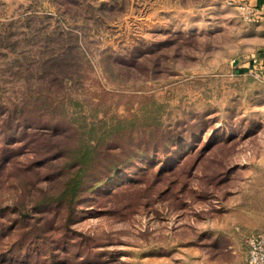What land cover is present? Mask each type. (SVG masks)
Here are the masks:
<instances>
[{
	"label": "rangeland",
	"instance_id": "obj_1",
	"mask_svg": "<svg viewBox=\"0 0 264 264\" xmlns=\"http://www.w3.org/2000/svg\"><path fill=\"white\" fill-rule=\"evenodd\" d=\"M237 5L0 0V264H245L264 24Z\"/></svg>",
	"mask_w": 264,
	"mask_h": 264
},
{
	"label": "built area",
	"instance_id": "obj_2",
	"mask_svg": "<svg viewBox=\"0 0 264 264\" xmlns=\"http://www.w3.org/2000/svg\"><path fill=\"white\" fill-rule=\"evenodd\" d=\"M229 4L232 5L235 3L229 1ZM237 8L242 12L245 20L264 24V7L239 3ZM261 62V58L257 57V59H254L251 66V73L257 78L264 77L262 73L264 65ZM246 264H264V232L254 234L248 238Z\"/></svg>",
	"mask_w": 264,
	"mask_h": 264
},
{
	"label": "crops",
	"instance_id": "obj_3",
	"mask_svg": "<svg viewBox=\"0 0 264 264\" xmlns=\"http://www.w3.org/2000/svg\"><path fill=\"white\" fill-rule=\"evenodd\" d=\"M229 1H233L235 4L241 3V4H248L250 6L264 7V0H228V3H229ZM260 58L262 61L261 63L264 65V53H262L260 55ZM262 73L264 75V66L262 68ZM245 264H246V262H245Z\"/></svg>",
	"mask_w": 264,
	"mask_h": 264
}]
</instances>
